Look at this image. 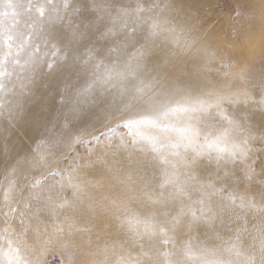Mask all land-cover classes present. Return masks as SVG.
Segmentation results:
<instances>
[{
    "label": "snow or ice",
    "instance_id": "snow-or-ice-1",
    "mask_svg": "<svg viewBox=\"0 0 264 264\" xmlns=\"http://www.w3.org/2000/svg\"><path fill=\"white\" fill-rule=\"evenodd\" d=\"M204 5L208 11L217 7L215 0H203L196 11ZM33 11L27 31H21L18 19ZM173 12L174 0H0V93L14 92L5 80L17 68L36 77L41 69L51 73L76 64L81 73L79 86L66 84L58 95L64 108L59 132L27 153L6 139L0 143V170L12 177L3 190L8 212L0 228V264H41V237L47 236V245L52 233L86 230L65 216L50 232L41 217L57 215L45 195L57 188L71 189L79 202L75 211L87 215L92 206L77 178L79 149L89 145L83 155H90L98 138L106 145L118 138L116 147L126 150L113 153L124 195L104 196L98 207L132 243L126 245L118 231L92 252L98 259L74 260L77 252L68 248L67 264H264V73L258 80L243 69L234 73L247 81L237 93L208 89L207 73L213 70L177 58V50L185 52L193 41L165 15ZM248 14L241 4L233 11L237 19ZM54 22L62 25L56 35L44 30ZM41 40L50 45L51 58L41 54ZM6 103L0 96V118L7 112L11 126V112L22 113L23 103ZM49 161L55 165L47 172L36 171ZM18 171L39 177L28 184L38 191L23 201L13 197ZM69 203L65 196L59 207ZM253 210L258 218L248 215ZM64 259L62 252L61 264Z\"/></svg>",
    "mask_w": 264,
    "mask_h": 264
},
{
    "label": "rangeland",
    "instance_id": "rangeland-1",
    "mask_svg": "<svg viewBox=\"0 0 264 264\" xmlns=\"http://www.w3.org/2000/svg\"><path fill=\"white\" fill-rule=\"evenodd\" d=\"M27 0H25V3ZM125 4H134L135 0H121ZM203 0H174L176 12L165 13L170 19H173L178 29H183L190 40L193 41L192 47L183 53L178 51V60L186 62L189 67L205 66L212 69L207 73L208 89L214 90L219 94L237 93L245 87L247 81L239 79L234 73L244 70L246 77L250 80H258L264 73V0H215L217 7L214 11H208L207 5H204L202 11L197 12L196 8ZM33 3L40 4L43 0H33ZM79 3V0H77ZM237 4L244 5L250 13L239 19L233 15ZM178 13V14H177ZM35 12L22 15L17 22V27L21 31H27V24L31 23L30 16H35ZM62 27L58 22L45 24L44 30L56 35ZM41 54L48 52L51 58L50 45H45L39 41ZM58 60L59 57H56ZM23 62V58H22ZM225 65L229 67H225ZM12 71V68H9ZM227 73V74H226ZM80 70L78 65H64L57 71L49 73L46 69H41L36 77H31L30 70L20 72L17 68L10 78H6L5 83L8 87L15 86L12 93L3 96L7 107L23 103V112L18 110L11 112V126L9 124V114L0 118V143L5 139L13 149L20 148L24 153L29 149H34L36 142L42 138L59 132V124L62 121L64 108L58 103V95L63 90L64 85L71 84L73 87L79 86ZM23 77V79H18ZM30 77L35 83L30 82ZM23 85V87H21ZM230 108L228 104L223 105ZM96 128H99L97 125ZM96 128H89L90 133H95ZM112 135V134H105ZM88 138L87 136L85 137ZM118 138H114L111 145H106L103 138L93 143V151L90 155H83L89 145H82L79 154L83 156L78 162L82 165L77 170V178L82 182L86 203L92 207L87 215L82 217L75 209L79 202L72 197L71 189H54L51 193H45L51 198L52 206L55 207L57 215L45 213L41 219L42 227L47 226L51 232L52 226L59 224L65 216L72 217L78 227L86 230L73 232L69 234L67 230L64 233H52L51 242L43 244L47 236L40 238L37 244L38 250L42 249L40 255L41 264H61V253H65L64 264H67L66 253L68 248L77 252L74 260L89 261L98 259L93 257L92 252L97 246L104 243H111L119 231L121 239L130 245L132 243L128 234L118 228V221L108 213L100 210L98 205L102 202L104 196L120 198L124 195L123 185H119L114 176V169L118 167L113 164V153L117 156L126 155L124 148H117ZM73 157L77 153L71 154ZM139 155V154H136ZM88 161H91L90 167H84ZM55 161H49L45 168L36 169L37 172H47L48 168L53 167ZM24 167L21 161V168ZM231 168L232 165H227ZM111 169V170H110ZM23 175V179L20 177ZM8 177L7 179H11ZM16 178L19 179V187L13 192V197L18 200H25L28 195L38 189H31L28 184L34 179L31 175H24L18 171ZM7 179L0 170V228L4 227L3 213L8 212L4 207L3 190L7 185ZM59 179V177H56ZM47 183H53V178L48 177ZM113 187H109V186ZM41 187H46L42 182ZM22 189V191H21ZM19 193V194H17ZM67 196L71 203L63 207V198ZM12 207H17L15 203ZM23 207V204L20 205ZM32 211H35L33 208ZM249 216L259 213L255 210L248 213ZM19 224L18 219L13 223V227ZM35 221H33V225ZM97 234L102 238L96 239ZM91 237L93 243L89 244ZM32 243V239L29 240Z\"/></svg>",
    "mask_w": 264,
    "mask_h": 264
},
{
    "label": "built area",
    "instance_id": "built-area-1",
    "mask_svg": "<svg viewBox=\"0 0 264 264\" xmlns=\"http://www.w3.org/2000/svg\"><path fill=\"white\" fill-rule=\"evenodd\" d=\"M52 264H56V262L52 263Z\"/></svg>",
    "mask_w": 264,
    "mask_h": 264
}]
</instances>
